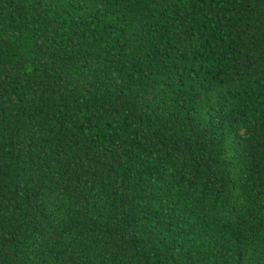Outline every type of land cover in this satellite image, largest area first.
I'll list each match as a JSON object with an SVG mask.
<instances>
[{
  "label": "trees",
  "instance_id": "obj_1",
  "mask_svg": "<svg viewBox=\"0 0 264 264\" xmlns=\"http://www.w3.org/2000/svg\"><path fill=\"white\" fill-rule=\"evenodd\" d=\"M0 240H264V0H0ZM0 264H264V241H0Z\"/></svg>",
  "mask_w": 264,
  "mask_h": 264
}]
</instances>
